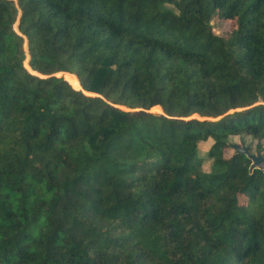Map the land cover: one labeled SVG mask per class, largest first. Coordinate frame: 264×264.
Here are the masks:
<instances>
[{
	"label": "trees",
	"instance_id": "obj_1",
	"mask_svg": "<svg viewBox=\"0 0 264 264\" xmlns=\"http://www.w3.org/2000/svg\"><path fill=\"white\" fill-rule=\"evenodd\" d=\"M233 135L264 157V0H0V264H264Z\"/></svg>",
	"mask_w": 264,
	"mask_h": 264
},
{
	"label": "rangeland",
	"instance_id": "obj_2",
	"mask_svg": "<svg viewBox=\"0 0 264 264\" xmlns=\"http://www.w3.org/2000/svg\"><path fill=\"white\" fill-rule=\"evenodd\" d=\"M16 22H17V21H16ZM16 22H15L14 25H13V29L17 32ZM210 24L213 25V29H214L216 32H220L223 28H228V27L230 26V23H229L228 21H220V20L217 19L216 17L212 18V20L210 21ZM23 41H24V42H23V47H24V51H25V54H26V59H25L24 61L28 62L27 43H26V39H25V37H24V40H23ZM63 72H64V71H63ZM63 72H57V73H55L54 75H56V76H62V77L64 78V74H63ZM64 79H65V78H64ZM65 80H66V79H65ZM66 81H67V80H66ZM67 82H68V81H67ZM68 83H69V82H68ZM75 89H81L80 84H79V87H78V88H75ZM82 91H83V93H85V94H91V95H94V93L87 92V91H85V90H83V89H82ZM118 107L121 108V109H125V110H127V108L124 107V106L118 105ZM149 111H151V112H158V113L162 112V111H161V108H160V107L158 108V106H157V107H151V108L149 109ZM192 117H196V118H199V119H200V117H199L198 115H196V114L193 115ZM239 138H243V139H244L245 144H247V145L250 147V152H251V153H253V154H256V153H257L256 148H255V147H256L257 140L251 139L249 136H238V135H233V136L230 138V140H231L232 143H238ZM211 144H212V139H208V140H206V141H204V142H200V143H199V145H198V149H199V155H200L201 157H204L206 151L209 149V147H210ZM232 152H233V147L231 146V147L227 148V149L224 151V154H225V156H229V155L232 154ZM203 166H204V168H207V163L204 162V163H203Z\"/></svg>",
	"mask_w": 264,
	"mask_h": 264
},
{
	"label": "water",
	"instance_id": "obj_3",
	"mask_svg": "<svg viewBox=\"0 0 264 264\" xmlns=\"http://www.w3.org/2000/svg\"><path fill=\"white\" fill-rule=\"evenodd\" d=\"M18 25V22H16V27ZM28 65V64H27ZM29 71V70H28ZM35 75L41 76L39 73L29 71ZM232 147L239 153L245 154L250 160L251 164L250 166H258L264 168V157L261 156L260 154H253L249 151L247 147H241L238 144H232Z\"/></svg>",
	"mask_w": 264,
	"mask_h": 264
}]
</instances>
